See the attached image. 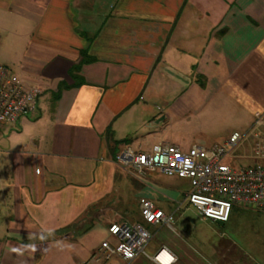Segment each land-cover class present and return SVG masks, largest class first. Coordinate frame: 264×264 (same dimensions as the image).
Listing matches in <instances>:
<instances>
[{
  "label": "crops",
  "instance_id": "crops-1",
  "mask_svg": "<svg viewBox=\"0 0 264 264\" xmlns=\"http://www.w3.org/2000/svg\"><path fill=\"white\" fill-rule=\"evenodd\" d=\"M0 42V61L42 90L0 131V264H85L120 222L141 224L147 252L167 247L172 264H264L223 233L200 238L186 203L174 231L146 222L142 200L171 213L190 180L141 179L113 161L124 147H211L252 123L264 110V0H0ZM227 121L241 129L213 143L189 129ZM188 132L182 148L173 133Z\"/></svg>",
  "mask_w": 264,
  "mask_h": 264
},
{
  "label": "built area",
  "instance_id": "built-area-1",
  "mask_svg": "<svg viewBox=\"0 0 264 264\" xmlns=\"http://www.w3.org/2000/svg\"><path fill=\"white\" fill-rule=\"evenodd\" d=\"M42 90L25 84L7 66L0 65V129L14 124L37 108ZM227 159L248 160L246 166L233 167ZM127 173L145 178L152 173L187 178L191 190L173 212L165 213L150 200H142L140 213L150 224L174 231L175 213L186 203L204 220L226 223L235 206L264 213V110L253 114L252 123L244 130L231 133L211 147L192 145L187 151L170 143H160L148 151L124 147L113 159ZM114 244L103 242L85 264H103L112 257L124 264L144 256L157 264H172L175 254L167 247L150 255L147 246L151 234L139 223H113L108 227ZM162 255L166 260H160Z\"/></svg>",
  "mask_w": 264,
  "mask_h": 264
},
{
  "label": "rangeland",
  "instance_id": "rangeland-1",
  "mask_svg": "<svg viewBox=\"0 0 264 264\" xmlns=\"http://www.w3.org/2000/svg\"><path fill=\"white\" fill-rule=\"evenodd\" d=\"M1 43V42H0ZM0 65H6L0 61ZM8 66V65H6ZM12 124H5L1 127V130H5L11 127ZM175 128L179 126H188L187 121L183 120L179 125L175 124ZM189 129L194 132V136L197 143H213L223 135L232 132V130L241 129L238 124L227 121L219 124H203L198 126L197 122L190 123ZM168 128V127H166ZM178 130V129H177ZM176 132V131H175ZM177 143L182 148H187L192 142L188 132L185 136H181L180 133H173ZM220 141V140H219ZM222 142V141H221ZM220 142V143H221ZM226 163L231 164L233 167L246 166L251 162L248 160H234L227 159ZM195 233L205 240L214 242L218 240L219 233H223L226 238L234 242L239 248L246 253L264 252V213L246 207H235L232 209L228 222L223 226L211 223L204 220L199 214L190 216Z\"/></svg>",
  "mask_w": 264,
  "mask_h": 264
},
{
  "label": "trees",
  "instance_id": "trees-1",
  "mask_svg": "<svg viewBox=\"0 0 264 264\" xmlns=\"http://www.w3.org/2000/svg\"><path fill=\"white\" fill-rule=\"evenodd\" d=\"M83 61H85V60H84V59L81 60L78 64L74 65V66L71 68V70H70V75L74 78V80H75V85L80 84V78H78V76H77V72H78L80 66L82 65ZM65 87H66V86H65ZM61 88H62V86L60 87V89H61ZM60 89H59V91H60ZM59 91H58V92H59ZM58 92H57V94H58ZM55 99H57V95H55Z\"/></svg>",
  "mask_w": 264,
  "mask_h": 264
},
{
  "label": "water",
  "instance_id": "water-1",
  "mask_svg": "<svg viewBox=\"0 0 264 264\" xmlns=\"http://www.w3.org/2000/svg\"><path fill=\"white\" fill-rule=\"evenodd\" d=\"M217 224L220 225V226H223L224 223L221 222V221H218Z\"/></svg>",
  "mask_w": 264,
  "mask_h": 264
},
{
  "label": "bare ground",
  "instance_id": "bare-ground-1",
  "mask_svg": "<svg viewBox=\"0 0 264 264\" xmlns=\"http://www.w3.org/2000/svg\"><path fill=\"white\" fill-rule=\"evenodd\" d=\"M160 260H162V261H165V260H166V258L164 257V258L162 259V257H160Z\"/></svg>",
  "mask_w": 264,
  "mask_h": 264
}]
</instances>
